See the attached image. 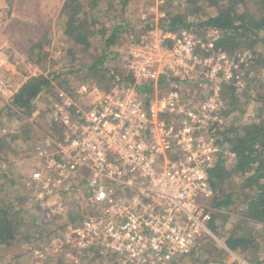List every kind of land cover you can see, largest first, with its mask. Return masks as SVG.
Here are the masks:
<instances>
[{"label": "built area", "instance_id": "built-area-1", "mask_svg": "<svg viewBox=\"0 0 264 264\" xmlns=\"http://www.w3.org/2000/svg\"><path fill=\"white\" fill-rule=\"evenodd\" d=\"M163 2L155 0V8ZM219 38L213 29L201 37L156 24L124 54L133 87L83 85L80 99H91L85 110L57 93L50 121L60 133L41 129L34 168L23 181L25 203L60 214L64 204L56 199L73 195L86 209L50 243L33 246L35 257H58L62 250L74 262L90 253L116 264H170L212 235L204 203L216 194L209 171L234 158L217 138L223 91L248 88L254 58L223 51ZM162 78L167 87L146 102L135 86L157 87Z\"/></svg>", "mask_w": 264, "mask_h": 264}, {"label": "trees", "instance_id": "trees-1", "mask_svg": "<svg viewBox=\"0 0 264 264\" xmlns=\"http://www.w3.org/2000/svg\"><path fill=\"white\" fill-rule=\"evenodd\" d=\"M135 2L136 0H63L58 13L53 15L61 19V22L57 24V38L52 46L58 45L60 48L59 56L52 61L51 66L47 64L51 48L48 41L53 37L54 31L50 23L54 17L44 24L49 27V33L41 32L32 36L26 53L32 54L31 62L41 68V74L30 76L26 71L18 70L21 65L16 64V71L23 77L26 76L25 80L20 85L17 84V89L8 98L1 89L4 86H0V164L7 163L2 150L12 139L10 132L3 135L1 133L3 129L6 131L2 125L3 118L15 117L21 120L18 117L25 116L31 121H25L22 130L25 134L32 130V123L48 118V126L44 130L47 131V127L52 126L53 134L58 135L60 130L53 127L54 124L50 121L52 103L58 92L63 91L73 97L80 85H95L102 91L134 86L131 73L123 65L124 54L130 42L139 40L142 34L154 28L151 23L135 25L128 17L127 11ZM11 5L12 0H0V22L5 18L4 12L11 11ZM158 7L164 12V17L157 23L163 30L175 33L189 31L201 37L208 30H217L220 36L216 44L218 48L231 53L248 50L253 52L252 61L263 72L259 88L262 97L257 100L261 105L259 110L263 112L254 111L250 124L239 128L233 126V129L229 126L230 121L224 120L225 117L229 119L233 116L235 110H227L226 107L235 102L240 91L235 87L224 88L223 91L227 104L223 95V126L218 130L217 138L221 145L227 144L235 158L232 167L226 166V159H222L210 171V185L216 194L209 202L212 212L207 226L215 237L222 239L225 248L206 236L195 244L188 255L176 257L170 264H179L186 258L192 264H243L233 259L230 253L247 264L262 263L255 261L254 257L264 247V0H164ZM127 28L132 29L129 30L132 35L128 36L131 41L121 48L118 41L125 35ZM21 59V63H26ZM166 81V78L160 79L157 87L166 88ZM135 88L148 102L154 85L148 83ZM226 90L234 95L227 94ZM42 98L41 103L39 100ZM252 105L250 103L249 107ZM236 112L237 110L234 113L237 114ZM237 119L242 120V116L234 118ZM34 131L41 141L44 135L38 130ZM231 131L233 134L230 135ZM29 139L30 137H26L22 144H27ZM31 148H27L29 154H32ZM5 171L0 170V250L6 253L25 243L29 245V253L37 263L45 261L33 255L32 242L38 241L39 245L44 243L43 237L49 231L48 224H43L42 219L46 212L38 204L29 208L25 203V186L16 187V191L23 190L24 194L14 193L13 188L17 185L12 178L14 172L11 171L12 175H3ZM236 204L241 205L240 212H235L238 215L213 213V210L229 211L230 206ZM45 210L51 212V208ZM72 220V215H69L67 222ZM239 221L246 224L247 231L242 232L241 228L237 230ZM48 258L47 260H52L51 256ZM55 259L58 264H64V259ZM0 264L10 263L0 259Z\"/></svg>", "mask_w": 264, "mask_h": 264}, {"label": "rangeland", "instance_id": "rangeland-1", "mask_svg": "<svg viewBox=\"0 0 264 264\" xmlns=\"http://www.w3.org/2000/svg\"><path fill=\"white\" fill-rule=\"evenodd\" d=\"M63 0H12L11 5V11L9 10L4 12V20L0 22V62L2 64V67L0 68V86L2 87V91L4 95H7L8 97H11V95L14 93V91L17 89V84L20 85L22 81L25 80L26 76L20 75L18 71H16V64H20L21 68L18 70L26 71L30 74V76H36L41 74V68L37 67L34 63L32 64V54L26 53L28 48L30 47V41L32 40V36L36 34L42 33H49V27H45V22L47 20L51 21L52 16L57 14L59 11V6ZM152 9H158V14H156ZM159 12H162L161 9L155 8V0H136L135 3H132L129 10L127 11L128 17L131 19L132 22L135 23V25H144L145 23H151L153 25H156L159 22V19L161 18L159 16ZM9 13V15H7ZM53 21L50 23L52 30L54 31L53 37L49 39V44L51 45V48L49 49V57L47 59V64L51 66L52 61H55L57 57L59 56V48L58 45L52 46L54 44L55 39L57 38V32L56 27L57 24H60L61 19H57L55 16H53ZM29 22V23H28ZM31 23V24H30ZM135 27V26H134ZM37 29V30H36ZM51 29V28H50ZM128 29L125 31V35L121 37L122 39L119 40V46L121 48H124L125 45L128 44V41H131L128 36L132 35ZM132 32V31H131ZM63 43V42H61ZM65 43V42H64ZM60 46H63L60 44ZM249 53H252V56L254 57L253 52L247 51ZM21 60H24L26 63H21ZM32 61V62H31ZM259 65L254 63L250 64L248 68V74L249 78L247 89L240 91L239 96L236 97L235 102L227 106V110H237V114L233 112V116H230L224 118V120H228L230 127H235L241 125L250 124L253 121V112L256 110H259L261 108L260 102L257 101L259 98L262 97V93L259 94V88L261 80L260 78L263 76V72L259 70ZM17 72V74H16ZM165 87L158 88L156 91L154 90L151 94V97L154 98L158 94H161L164 91ZM227 94H233L230 90H226ZM224 95V94H223ZM234 95V94H233ZM142 97V95H141ZM224 99L226 101L225 95ZM42 99L39 101L42 103ZM260 100V99H259ZM253 104L251 107H249V104ZM227 104V101H226ZM231 108V109H230ZM242 110V111H241ZM262 110H259V112ZM243 112V113H242ZM263 112V111H262ZM232 115V113H231ZM237 117H234V116ZM242 116V120H234V118H239ZM16 119L15 117L12 118H3L2 125L6 128V132H10L12 135L13 142L10 140L9 145L4 146L3 148V156L5 157V160L7 163L2 162L0 164V168L6 170L5 174L12 175V172H14V176L12 175V178L17 182V185L13 188L14 193H22L24 194V191H16V187L18 186H24L23 180H25L30 172L33 170L34 166V159L31 154H29L27 151V148H31L32 144L40 143V140H38V135L35 134V130H38L41 133V129H45L46 126H48L49 119L44 118V120L39 119L38 122L32 123V130H30L28 133L25 134L23 128L25 127V121L31 122L28 120L25 116H19ZM233 120V121H232ZM227 121V122H228ZM232 121V122H231ZM235 123V124H233ZM5 125V126H4ZM229 127V128H230ZM233 127V129H234ZM1 128V127H0ZM228 128V126H227ZM52 130V127H47V130ZM229 131V129H227ZM2 135L4 134L1 131ZM233 134V131H231L230 135ZM27 135V136H26ZM229 133L227 134V136ZM26 137L29 138V142L27 144L25 143ZM42 140V139H41ZM1 146V142H0ZM32 149V148H31ZM32 152V151H31ZM2 154V152H1ZM226 166L232 167V164H234L233 159H227ZM0 169V170H2ZM12 171V172H11ZM2 175V176H3ZM22 184V185H21ZM61 204H64V207H62V212L58 214V211L54 208L56 211L47 212L44 207L42 210H44L46 213L42 215L43 224H48V233L46 234L44 238V243L41 244H47L50 243V239H52L57 232L61 233L64 232V224L66 223V220L68 221L69 215H72L73 220L71 222L76 221L81 213H84L81 211L82 209H86V206L84 205V201H82L78 197H69V199L62 200V197L56 199ZM210 202V200H209ZM208 202V206L210 209L212 206ZM237 205V206H236ZM230 206V210H213V213H225L228 215H238L235 214V212H240L241 205L236 204ZM240 205V206H239ZM71 222H67L71 223ZM63 224V225H60ZM241 228L242 232L247 231V226L245 223L238 222L237 223V230ZM213 240H215L222 248L223 241L222 239H219L215 237L213 234L210 236ZM206 238V235H203L199 240H204ZM38 244V241L32 242V245L35 246ZM32 246V247H33ZM31 247V245H30ZM29 245L23 243L22 245L17 246L16 248L9 249L6 253L2 252L0 250V259H3V261H9L10 264H36L37 260L33 259L29 253ZM225 248V247H224ZM60 250V249H59ZM62 252V250H60ZM60 251L57 252L58 257H52L51 261L47 259H43L45 261H40L37 264H58V261L55 258H61L64 259V264H115V261L111 259V261H102L101 259L93 257L90 253L82 255L81 257L77 258L78 262H74L72 259L70 260V253H67V255H63ZM232 254V258L236 259L238 261H241L243 264H247L246 262L242 261L238 256ZM49 259V258H48ZM55 259V260H54ZM255 261L262 262L259 264H264V247L260 248L259 253L254 257ZM190 260L188 258L184 259L183 262H178L179 264H192L189 262ZM173 263V262H172Z\"/></svg>", "mask_w": 264, "mask_h": 264}, {"label": "bare ground", "instance_id": "bare-ground-1", "mask_svg": "<svg viewBox=\"0 0 264 264\" xmlns=\"http://www.w3.org/2000/svg\"><path fill=\"white\" fill-rule=\"evenodd\" d=\"M81 86H83V85H80V86H78L77 87V89L75 90V94H74V96L72 97V99H73V102L77 105V106H79L81 109H87V107H88V105L91 103V99L90 98H84V99H80V96L78 95V93H77V91H78V89L81 87ZM86 86V85H85ZM158 89V87H155L154 86V90L156 91ZM153 90V91H154ZM74 109H75V106H74ZM224 147H225V149H227L228 151H230L229 150V147L227 146V144H224L223 145ZM230 153H231V151H230ZM233 154V153H232ZM234 158H235V155H234ZM234 158H232L233 160H234ZM228 159H230V158H228ZM226 161H227V159H226ZM211 171V170H210ZM209 171V172H210ZM208 202H209V200H207V201H205L204 203L206 204V206H208L207 204H208ZM208 208H210L209 206H208ZM211 211H210V213L212 212V209H210Z\"/></svg>", "mask_w": 264, "mask_h": 264}]
</instances>
